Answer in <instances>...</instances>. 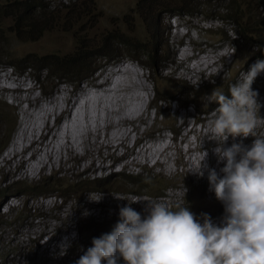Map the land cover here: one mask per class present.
Wrapping results in <instances>:
<instances>
[{"label":"rangeland","instance_id":"1","mask_svg":"<svg viewBox=\"0 0 264 264\" xmlns=\"http://www.w3.org/2000/svg\"><path fill=\"white\" fill-rule=\"evenodd\" d=\"M38 1L58 7L52 15L46 9L42 17L50 16L46 28L35 34V39L20 37L14 31V19L0 13V75L7 73L15 78L7 84H35V92L41 97L40 106L46 107L47 99L59 94L57 89L61 86L72 89L75 82L85 85L86 78L99 74L106 67L134 64L149 87L150 98L147 96L146 103L150 104L147 109L144 91L137 87L141 81L137 75L132 76L134 86L131 89L105 95L103 106L110 110L109 115L115 121V110L121 106L132 107L130 116L134 120L131 124L120 125L119 130L114 131L115 136L122 138L123 131L128 130L132 138L137 124L144 130L142 137L148 146L159 140L170 146L163 150L159 161L146 160L147 154L135 162L134 158L139 155L132 154L133 148L121 145L118 153L125 154L122 159L112 155V167L106 171L93 168L81 173L89 163L87 151L98 166H108L111 162L100 160L101 145L94 136L81 145L73 130L72 141L84 160L55 155L53 165L40 170L34 177L23 176L22 166H0V264H75L92 246L94 237L113 231L120 220L121 207L130 206L143 217L147 215V200L166 203L173 210L177 205L188 207L201 223V214L206 213L214 224L221 225L224 204L216 198L214 189H210L208 171L205 170L202 177L192 172L206 150L208 166L223 175L219 170L224 162H217L213 151L217 142L211 139L208 127L213 112L200 114V111L218 107L212 102L213 90H221L220 86L237 81L241 72H247L261 59L247 54L248 44L233 41L236 26L228 21L226 13L202 7L195 14L163 21L154 43L163 51L158 59L156 57V66H152L144 51L152 37L146 21L140 16L139 0H80L86 3L85 11L81 12L66 8L69 0ZM120 40H127L131 48L119 46ZM232 48L240 53L236 54ZM104 50L117 56L102 58L99 53ZM206 57L209 62L217 60L215 65L193 68L200 63L198 58ZM53 58L79 59V62L59 67ZM243 67L245 70H240ZM263 80L264 73H261L252 85L259 92L261 117H264ZM186 85L190 88L201 85L202 89L190 98L186 96ZM178 93L182 95L178 97ZM191 101L196 102L199 109L195 104L181 106ZM25 106L0 90V159L13 142L19 127L18 112ZM42 113L39 109L34 112L39 124ZM114 129L116 126L109 131ZM257 131L264 134V124ZM254 139L250 135L234 141L230 136L224 146L241 141L250 146ZM133 140L129 146L133 145ZM103 154L107 155L105 151ZM134 199L141 200L129 201ZM48 201L51 206L46 209ZM102 264L107 262L102 261ZM118 264L126 262L118 257Z\"/></svg>","mask_w":264,"mask_h":264},{"label":"clouds","instance_id":"2","mask_svg":"<svg viewBox=\"0 0 264 264\" xmlns=\"http://www.w3.org/2000/svg\"><path fill=\"white\" fill-rule=\"evenodd\" d=\"M261 73L264 60L258 59L229 85L230 97L222 90L211 93L218 107L208 127L217 142V162H224L219 170L223 175L208 166L206 150L192 172L202 177L208 171L210 189L224 204L221 225L206 213L201 223L180 205L173 210L147 200L143 217L124 206L113 231L94 237L75 264H118V257L126 264H264V134L257 131L264 117L259 114V92L252 87ZM250 135L255 137L250 146L242 141L224 146L230 136L235 141Z\"/></svg>","mask_w":264,"mask_h":264},{"label":"bare ground","instance_id":"3","mask_svg":"<svg viewBox=\"0 0 264 264\" xmlns=\"http://www.w3.org/2000/svg\"><path fill=\"white\" fill-rule=\"evenodd\" d=\"M185 50L187 51V49ZM198 59L200 63L197 62L198 66H193V68H211L212 64L217 61L209 62L208 58ZM204 63H206L205 67L202 66ZM135 68L138 67L131 63L129 65L121 64L114 68L106 67L105 71L102 70L99 74L88 76L85 85L75 82L72 89L61 86L57 89L59 94L47 99L46 107L40 106L41 97L35 92V84L11 86L7 82H14L15 78H10L7 73L0 75L2 94H10L13 99L19 102V105L26 104L18 112L19 127L13 142L10 143L0 159V166L7 165L11 168L22 166L23 176L34 177L40 170L53 165L55 155L60 154L61 158L75 156L84 160V156L76 151V146L72 141L73 130L76 131L75 136L81 145H84L85 139L90 140V136L96 138V142L101 145L98 152L102 155V159H100L102 162H111L112 155L122 159L125 153H118L121 145H125L129 149L133 148L132 154L139 155L140 158H134L135 162H139V159H143L147 154L149 157L145 158L146 160L151 158L155 162L159 161L163 150L170 146L167 144L168 142L163 144V141L159 140L148 146L142 137L144 130L140 129L137 124L134 127L135 134L132 138L131 132L128 130L123 131L124 137L117 138L114 131L119 130L120 125L131 124L134 120L130 116L132 107L121 106L115 110L113 112L117 116V121H115L114 117L109 115L110 110L103 106L105 95L111 92L120 94L131 89L134 86L132 76L137 75L141 78L137 87L143 89V99L148 109L150 103H146V98L149 96V87L143 80L142 72H137ZM37 109L43 112L39 117L40 124L34 115ZM112 126H116L117 129L109 131ZM132 140L133 145L129 146ZM104 151L107 155L103 154ZM87 152L89 163L81 173L92 171L93 168L95 171H106L114 165V162H111L108 166H98L91 152ZM194 167H197L196 164ZM10 204L13 207L16 206L13 202ZM50 206L51 201H48L45 208L48 209Z\"/></svg>","mask_w":264,"mask_h":264},{"label":"trees","instance_id":"4","mask_svg":"<svg viewBox=\"0 0 264 264\" xmlns=\"http://www.w3.org/2000/svg\"><path fill=\"white\" fill-rule=\"evenodd\" d=\"M224 1L225 5H219L218 2ZM139 0V13L140 16L146 21V27L149 30L151 44L144 48L145 56H147L149 63L152 66H156L158 55L163 51V48L154 46L156 35L159 31V27L163 21L169 20L176 15H188L197 13L198 9L202 7H208L209 10L221 9L226 13L228 21L231 20L236 26V36L232 38L234 42L240 44H248L247 54L255 55L256 58L264 59V0ZM255 5V6H254ZM58 6L48 5L46 6L38 0H0V13H5L7 16H11L14 19V31L20 36L26 39H35V34H39L40 31L46 28V23L49 19H42L46 13V9L52 15ZM66 8H70L71 12L85 11V2L80 0H69L65 5ZM52 8V9H50ZM117 44L121 47L131 48V45L127 40H120ZM144 45V44H143ZM142 45V46H143ZM107 47V44L103 46ZM109 50V48H107ZM236 54L240 53V50L232 48ZM108 50L100 52L99 56L102 58H112L117 55L110 53ZM47 57V56H46ZM56 66H71L74 62H79V59H57L53 58ZM241 68L240 70H244ZM92 73V72H91ZM236 81L233 80L232 83ZM223 85V84H222ZM221 90L225 92L228 90V84H225ZM264 88V80L262 83ZM188 90L187 97H195L200 89L201 85L196 88H190L186 85ZM227 92V91H226ZM225 92V93H226ZM182 93H178V97ZM230 96V93L228 94ZM177 101V98H176ZM213 101V100H212ZM196 102L191 101L187 104H181L182 107L194 106ZM212 104V102H211ZM196 105V104H195ZM199 109V107L196 105ZM215 108L209 110L200 111V114H207L214 111ZM106 179V178H105ZM104 179H97L102 181Z\"/></svg>","mask_w":264,"mask_h":264}]
</instances>
